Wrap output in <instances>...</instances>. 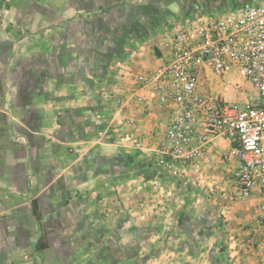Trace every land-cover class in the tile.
<instances>
[{
  "label": "rangeland",
  "instance_id": "1",
  "mask_svg": "<svg viewBox=\"0 0 264 264\" xmlns=\"http://www.w3.org/2000/svg\"><path fill=\"white\" fill-rule=\"evenodd\" d=\"M248 1L0 0V111L8 118L7 124L0 122V131L5 130L0 134V247L10 246L6 264H243L245 256L264 264V248L257 246L264 237L257 236L251 253H233L226 217L212 203L225 195V183L218 192L195 181L179 188L173 180L180 177L169 176L167 205L152 207L150 197L137 199L133 193L127 160L118 188L114 171L106 182L99 160L80 156L88 148L92 153V142L89 147L60 145L65 155L60 164H74L51 182L47 165L37 160L36 138L24 137L20 122L39 101L35 85L50 84L47 70L66 68L72 60L75 68H91L88 80L95 102L102 94L100 68L119 69L131 38L156 40L171 19ZM82 78L75 76L76 82ZM97 109L95 105L91 113L96 115ZM42 147L48 149L46 143ZM40 179L46 187L41 188ZM148 192L159 191L140 190ZM35 197L41 204L42 231L30 216ZM42 236L48 249L41 255L34 244Z\"/></svg>",
  "mask_w": 264,
  "mask_h": 264
},
{
  "label": "built area",
  "instance_id": "2",
  "mask_svg": "<svg viewBox=\"0 0 264 264\" xmlns=\"http://www.w3.org/2000/svg\"><path fill=\"white\" fill-rule=\"evenodd\" d=\"M214 12L171 19L158 36L157 65L133 79L137 90L169 108L150 165L171 177L191 168L200 182L210 162L208 148L215 139L227 140L237 164L225 196L241 202L260 192L257 223L249 230L256 237L264 229V0ZM207 75L235 100L203 89ZM96 118L103 121L102 115ZM124 138L140 149L139 138ZM257 246L264 248V239Z\"/></svg>",
  "mask_w": 264,
  "mask_h": 264
},
{
  "label": "crops",
  "instance_id": "3",
  "mask_svg": "<svg viewBox=\"0 0 264 264\" xmlns=\"http://www.w3.org/2000/svg\"><path fill=\"white\" fill-rule=\"evenodd\" d=\"M129 44L131 47H128ZM129 44L127 42V47L124 49L126 54L121 59L126 66L120 65V68L117 69L105 64L100 68L99 87H101L102 94L100 98L95 99L96 104L91 98L92 89L88 80L91 68L85 66L75 68L74 60H72L66 68L55 66L47 70L52 76L50 84L38 83L35 85V93L40 94L39 97H36L39 101L35 100V102L37 101L35 110L25 112L21 118L22 133L24 137L34 136L36 138L34 142L36 155L38 151L41 153L40 156L37 155V160H40L39 163L47 165L52 175L51 182H54L55 177H59L57 172L69 171L70 166L74 164L68 163V161L60 164L65 157L64 150L60 145L68 146V144L81 143L89 147L92 142V145L95 146L92 153H88L90 150L88 148L80 156L89 154V158L93 157L92 159L99 160L100 177L108 182L109 179H106V176L109 177L108 173L114 171L115 181L118 184L116 187L123 186L124 179L122 177L127 171L125 164L127 160L132 173L130 185L131 188H136L132 191L136 193L137 199L144 195L150 197L152 207H155L158 202L167 205L164 200H169V186L173 179L170 180L166 173L156 171L150 165L149 159L153 150L158 147L166 129L169 108L160 105L148 92L137 90L136 82L133 79L134 73L145 72L157 65L160 39L154 40L148 36H142L131 38ZM88 60L87 57H84L85 63L89 62ZM79 74L83 76L81 83L75 80V76ZM60 76L65 79H60ZM88 84L89 86H87ZM201 85L205 90L220 92L227 99L235 100V96L222 91L220 83L211 75H207ZM246 89L249 95L255 96L249 85H246ZM108 95L111 96L108 97ZM94 104L98 108L96 115L91 113L92 108H95ZM0 114L3 115L0 116V122L7 124L8 118L4 111H0ZM97 115H102L103 121L97 119ZM3 133H5L4 129L0 131L1 135ZM125 133L131 138L140 139L139 150L134 149L132 142L124 138ZM48 139L49 141H47ZM43 143H46L47 150L43 149ZM0 150H4V147ZM229 150L230 143L227 140L215 139L208 148L207 157L210 162L204 171L205 178L199 182L194 171L191 168H186L183 176L173 181L178 182L179 188L188 186L191 181H195L199 185L218 192L217 189L224 183L227 187V180L237 164L236 159L229 154ZM73 154L75 155V152ZM42 181V179L38 181V183L41 182V188L46 187ZM47 184L49 183L47 182ZM145 187L159 192L153 195L151 192L140 193V190ZM225 195L219 194L212 203L226 217L227 234L233 238L232 246L235 248L233 253L241 252L244 255L251 253L253 246L256 245L257 236L264 237V229L256 237L249 231L257 223L260 192L255 189L248 199L241 202H230ZM32 200L37 201L40 213V200L37 197ZM51 202L55 204L53 198H51ZM30 216L34 221L31 211ZM40 231H42V226ZM46 245L47 247L38 254L42 255L48 249V244L46 243ZM3 246H5L4 243ZM3 246L0 247V264H6L10 258V246ZM240 258H242V254ZM242 262L243 264H257L254 256H245L242 258Z\"/></svg>",
  "mask_w": 264,
  "mask_h": 264
},
{
  "label": "trees",
  "instance_id": "4",
  "mask_svg": "<svg viewBox=\"0 0 264 264\" xmlns=\"http://www.w3.org/2000/svg\"><path fill=\"white\" fill-rule=\"evenodd\" d=\"M0 116H3V115L0 114ZM30 211H31V215H32L34 221L37 223L38 227L41 229V217H40V213L38 210V205H37L36 200H32L30 202ZM46 247H47V245H46L45 241L43 240V236L38 238L34 244V250L37 253L42 252Z\"/></svg>",
  "mask_w": 264,
  "mask_h": 264
}]
</instances>
